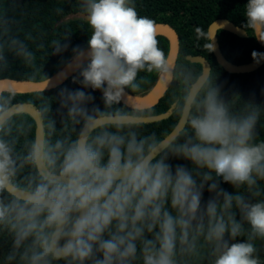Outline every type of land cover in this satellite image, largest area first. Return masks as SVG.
Instances as JSON below:
<instances>
[{
  "label": "clouds",
  "instance_id": "obj_1",
  "mask_svg": "<svg viewBox=\"0 0 264 264\" xmlns=\"http://www.w3.org/2000/svg\"><path fill=\"white\" fill-rule=\"evenodd\" d=\"M79 6L89 39L86 49L73 48L68 68L81 88L58 92L59 110L74 124L83 121L76 138L26 141L17 152L7 120L11 97L0 94V235L10 241L0 264H264V109L245 103L234 111L207 77L181 98L184 130L171 142L139 135V111L98 119L107 113L87 89L111 107L127 98L126 89L139 91L141 72L178 76L156 22L139 15L134 0ZM243 14L246 34L264 45V0H247ZM195 31L199 39L202 29ZM7 43L34 59L19 40ZM67 48L57 44L56 52ZM251 55L264 60L262 52ZM197 79L185 78L187 89ZM25 166L30 171L21 177Z\"/></svg>",
  "mask_w": 264,
  "mask_h": 264
},
{
  "label": "trees",
  "instance_id": "obj_2",
  "mask_svg": "<svg viewBox=\"0 0 264 264\" xmlns=\"http://www.w3.org/2000/svg\"><path fill=\"white\" fill-rule=\"evenodd\" d=\"M139 15L147 16L156 24L163 23L172 27L180 38V51L176 65L178 78L160 100L159 104L148 110H135L144 113L142 116H153L169 113L165 120L155 123H141L136 129L139 135H154L163 140L178 124L181 113V98L187 89L184 79L200 77L203 67L192 63L189 56L201 55L212 65L211 79L221 89L222 97L231 104L234 111L243 107L245 103H254L264 109V64L258 70L251 73L231 74L219 65L213 51L205 45H210L209 27L218 19H229L236 26L242 28L246 23L243 14L247 0H134ZM80 0H0V43L4 44L5 61L0 62V80L17 79L30 81H44L64 70L73 60V48L79 46L87 48L89 30L80 9ZM202 29L203 35L197 39L195 29ZM218 42L225 58L237 65L247 64L253 61L252 52L264 53L261 44L247 34L240 38L226 31H218ZM159 46L169 54L170 41L165 35H158ZM11 39L19 40L27 50L32 52L34 59L29 63L16 54L15 48L7 43ZM68 45L66 51L57 54L54 44ZM155 72H141L137 82L139 91L131 88L126 92L132 97L145 98L157 86L161 77ZM74 74L73 76H75ZM70 77L63 85L46 91L24 92L8 91L3 95L11 97L10 108L16 105H30L42 116L45 128V139L55 142L58 138H76L83 125L73 123L67 116V111L59 110L58 92L67 87L70 90L81 88L79 83H73ZM198 80V79H197ZM91 92L95 97L94 104L99 106L101 113L111 115L117 110L132 112L122 101L111 107H106L100 91ZM89 108L92 104L88 105ZM105 116V115H101ZM98 116V117H101ZM8 121H13L12 136L16 138V151H26L25 143L36 140L37 125L34 119L25 113L16 114ZM54 123L55 131H51L49 125ZM23 125L22 130L19 126ZM259 137L264 139V113L258 124ZM181 135V134H180ZM169 162L184 164L191 168L188 161L171 158ZM30 169L25 166L19 175L28 174ZM221 187L229 192L234 189L231 185L222 183ZM209 193L205 191L204 199ZM10 241L0 235V257L8 251ZM200 264H207L206 260Z\"/></svg>",
  "mask_w": 264,
  "mask_h": 264
},
{
  "label": "water",
  "instance_id": "obj_3",
  "mask_svg": "<svg viewBox=\"0 0 264 264\" xmlns=\"http://www.w3.org/2000/svg\"><path fill=\"white\" fill-rule=\"evenodd\" d=\"M157 26H158V35H165L170 41L169 55L172 58V66L174 69H176L177 60H178L179 51H180V38L177 32L169 25L159 23L157 24ZM220 30L232 33L240 38H245L247 34L242 28H240L239 26H236L235 23L229 19H218L210 25L209 38L211 40V43L213 44L212 51L214 52L217 62L219 63L221 67H223L228 73H231V74L251 73V72L258 70L260 67H262V65L264 64V60H261L258 64L255 61H252L250 63L242 64V65H237V64H234L228 61L223 55L219 42H218L217 34H218V31ZM261 46L264 48V45L261 44ZM187 59L191 61L192 63L200 64L203 67L202 74L200 75L196 83L193 84L192 89L190 90L194 92L197 86L200 84L201 79H206L207 77L211 76L212 65L205 57L201 55L189 56ZM63 72H67V78L60 81L58 79V76ZM74 74H76V72L70 71L69 68L66 67L64 70H62L58 74L44 81L2 79L0 80V94H3L4 92H8V91L40 92V91L55 89L63 85ZM172 83H173V78L163 73L159 83L157 84L155 89L149 94L151 95L153 93V95L149 99H147L144 102H141L140 100L144 98L132 97L126 92L127 98L125 100H122V103L134 110L151 109L155 107L157 104H159L160 100L165 96L166 92L168 91ZM138 104L140 105L139 108H137ZM27 106H30V105H27ZM33 109H34V114L32 115V117L36 120L35 122L37 125L36 140L45 139V128L43 125L42 116L39 114V112L34 107ZM168 117H169V113H164L161 115H153V116H141L138 118V123L139 124L155 123V122L165 120ZM98 119L108 120L110 122L111 115L101 116V117H98ZM183 130H184V119L181 116L176 127L173 129V131L168 136H166L162 140V142H171L172 140L176 139V137H179Z\"/></svg>",
  "mask_w": 264,
  "mask_h": 264
},
{
  "label": "rangeland",
  "instance_id": "obj_4",
  "mask_svg": "<svg viewBox=\"0 0 264 264\" xmlns=\"http://www.w3.org/2000/svg\"><path fill=\"white\" fill-rule=\"evenodd\" d=\"M21 113H25V114L30 115L32 117V115L34 114V109H33V107H30L27 105H16V106L11 108L10 112L7 115V120L10 119L12 116H14L16 114H21ZM34 121H36V120L34 119ZM258 246H261V245L258 243ZM261 257L264 258V247H262Z\"/></svg>",
  "mask_w": 264,
  "mask_h": 264
},
{
  "label": "bare ground",
  "instance_id": "obj_5",
  "mask_svg": "<svg viewBox=\"0 0 264 264\" xmlns=\"http://www.w3.org/2000/svg\"><path fill=\"white\" fill-rule=\"evenodd\" d=\"M152 95H153V93H152L151 95H149L148 97H146V98L140 100V101H141V102H144V101H146L147 99H149Z\"/></svg>",
  "mask_w": 264,
  "mask_h": 264
}]
</instances>
